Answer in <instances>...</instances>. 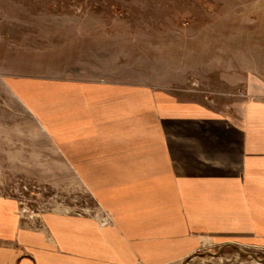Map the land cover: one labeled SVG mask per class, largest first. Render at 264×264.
Wrapping results in <instances>:
<instances>
[{
  "label": "rangeland",
  "instance_id": "374dc122",
  "mask_svg": "<svg viewBox=\"0 0 264 264\" xmlns=\"http://www.w3.org/2000/svg\"><path fill=\"white\" fill-rule=\"evenodd\" d=\"M262 45L264 0H0V194L36 229L48 212L117 226L107 199L140 196L119 184L148 167L142 160L168 151L171 165L186 155L184 139L208 150L222 137L211 117L239 116ZM61 80L114 85L120 102L93 112L114 113L120 130H50L89 109L82 93L55 87ZM254 183L247 208L217 206L228 216L220 224L207 210L154 204L132 264H264V180ZM159 189L153 182L154 201Z\"/></svg>",
  "mask_w": 264,
  "mask_h": 264
},
{
  "label": "crops",
  "instance_id": "0c3cea01",
  "mask_svg": "<svg viewBox=\"0 0 264 264\" xmlns=\"http://www.w3.org/2000/svg\"><path fill=\"white\" fill-rule=\"evenodd\" d=\"M259 52L256 70H251L244 80L246 99L239 116L211 117L210 131L214 130L215 136L216 131L221 132L222 137L210 139L208 150L195 148L199 147V140L184 139L187 141L185 147L189 149L180 151L186 155L184 158L177 155L179 160L172 161L171 165L168 151L166 155H157L154 158L150 156L147 160H142L148 167L144 165L143 169L134 170L133 182L119 184L122 191L135 189L140 196L137 198L134 194H119L107 199L110 204L108 206L118 207L112 208L115 212L119 211L116 212L117 226L101 228L89 217L48 212L37 220L44 225V230L36 229V220L30 226L18 214V205L14 198L0 194V264H132L138 250L132 246L135 242L131 241L136 239V233L152 227V220L156 219L154 213L152 214L154 204H160L157 208L160 209L159 212H166L170 203L176 204L180 209L207 210L211 216L208 218L216 223H219L218 219L227 221L228 217L217 214L216 208L219 204L235 202L240 207L244 205L247 208V202L251 199L250 189L255 186L254 181L264 180V45ZM55 87L63 92L71 89L82 94L89 90L94 96L80 95L81 100H85L89 107L86 112L83 111L84 118L80 112L67 113L64 126H50V130H120V127H110L116 123L114 113L107 111L96 115L93 112L98 106L107 108L116 101L120 102L114 85L61 80L56 81ZM99 91L104 92V102L98 103L95 100V94ZM28 95L26 97L30 98ZM78 113L80 119H72L71 116ZM49 122L51 125V122L57 121L56 118H49ZM73 122L78 126H70ZM115 139L121 140L120 137ZM178 141L182 143L180 139ZM126 162L133 164L132 159ZM154 163L158 165L153 167L151 164ZM130 167L134 169V165ZM153 182L160 188L161 193H158L161 198L158 201L152 198ZM218 185H222L223 191L220 193ZM258 186L257 183L256 187ZM98 190L101 189L98 187ZM170 194L176 196V200L169 199ZM135 205L140 207L135 208ZM159 217L168 220L167 213ZM166 225L168 224L164 226ZM136 226L141 228L135 230ZM139 252L143 254L140 250Z\"/></svg>",
  "mask_w": 264,
  "mask_h": 264
}]
</instances>
